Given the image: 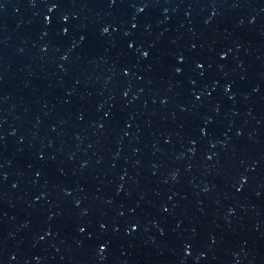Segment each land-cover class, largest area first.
<instances>
[{
  "label": "water",
  "instance_id": "95a60500",
  "mask_svg": "<svg viewBox=\"0 0 264 264\" xmlns=\"http://www.w3.org/2000/svg\"><path fill=\"white\" fill-rule=\"evenodd\" d=\"M0 264H264V0H0Z\"/></svg>",
  "mask_w": 264,
  "mask_h": 264
}]
</instances>
